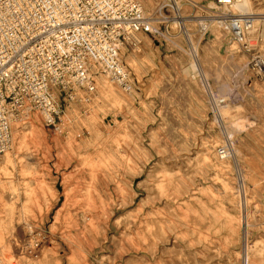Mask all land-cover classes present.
<instances>
[{"label":"rangeland","instance_id":"obj_1","mask_svg":"<svg viewBox=\"0 0 264 264\" xmlns=\"http://www.w3.org/2000/svg\"><path fill=\"white\" fill-rule=\"evenodd\" d=\"M195 1H182L194 27L165 9L167 33L122 51L131 92L98 74L90 100L63 104L58 129L37 110L12 122L0 158L12 172L0 171L3 255L22 253L24 264H246L249 247V264H264V76L231 52L222 28L201 36L211 0ZM193 56L207 85L184 70ZM29 225L48 236L38 255L28 252Z\"/></svg>","mask_w":264,"mask_h":264},{"label":"built area","instance_id":"obj_2","mask_svg":"<svg viewBox=\"0 0 264 264\" xmlns=\"http://www.w3.org/2000/svg\"><path fill=\"white\" fill-rule=\"evenodd\" d=\"M261 1L212 0L215 5L205 7L209 12L197 24L205 35L211 22L218 23L250 57L252 70L264 76V36L253 33L254 23L264 20L257 11ZM165 9L181 26L186 17L176 0H166L154 14L139 0H0V157L11 147V122L18 113L37 110L45 126L58 129L63 104L80 91L95 92L100 73L131 92L134 80L122 49L138 48V34L167 33ZM218 153L226 156L227 147L219 146ZM28 232V252L38 255L48 236L32 225ZM22 256L0 253V264H24Z\"/></svg>","mask_w":264,"mask_h":264},{"label":"bare ground","instance_id":"obj_3","mask_svg":"<svg viewBox=\"0 0 264 264\" xmlns=\"http://www.w3.org/2000/svg\"><path fill=\"white\" fill-rule=\"evenodd\" d=\"M140 1V0H139ZM155 2H154V4H153V6L152 7H149V8H147V7H145L144 5H143V3L141 2V4L143 5V7H144V9H145V11L147 12V13H149V11H151L149 14H154V13H157L156 12V9H158L159 8V6H161L163 3H165L166 2V0H154ZM177 2H178V5H179V7L181 8V9H183L184 8V11L182 10V16H184L183 15V13L184 12H186V8L188 7V5L189 4H191V3H194V2H196L195 0H186V1H188L189 2V4H181L180 2L182 1V0H176ZM215 5V3L214 2H212V0L208 3V5H207V7H212V6H214ZM255 4H253L251 7H249L248 9H250L251 8V10H253L256 6H254ZM153 10V11H152ZM198 12V11H197ZM258 12H264V10H259ZM195 16H197V15H195ZM202 20V19H201ZM185 22H186V24H185ZM175 23L177 24L178 22L177 21H175ZM182 23H184V25H187V26H191V27H194L195 26V22L194 21H187V20H185L184 18H183V22ZM197 23L199 24V21H197ZM200 23H201V21H200ZM186 26V27H187ZM188 29V28H187ZM208 29H209V31H219V32H221L222 33V30H221V27L219 26V24L218 23H215V22H211L209 25H208ZM226 33V32H225ZM253 33L254 34H261V35H263L264 36V20H260V19H258L255 23H254V28H253ZM143 35H145V34H138L137 36H136V38H137V40L136 41H138V42H142V36ZM204 35V33L202 32V34H201V36H203ZM227 35V34H226ZM228 36V35H227ZM195 43L193 42V45H194ZM196 45V44H195ZM229 46L232 48V50H231V52L234 50V51H236V52H238L239 50H237L236 48H235V46L231 43L230 44V42H229ZM139 47V46H138ZM193 47H196V46H193ZM125 49V47H123V49H122V51ZM233 51V52H234ZM231 54V53H230ZM230 54H227L225 57H226V59L223 61V62H225V63H228V62H230L229 61V59H230ZM194 55V54H193ZM223 64V63H222ZM193 66H195V72L193 71ZM222 66V65H221ZM184 70H188V72H189V75L192 77V78H199L201 81H202V83H203V80H204V78H206L205 77V74L203 73V68H202V64H201V62L199 63V58H198V61H197V58H195V56H193V58L188 62V64H187V66L185 67V69ZM100 76H103V77H105L108 81H110L111 83L112 82H115V83H117L116 81H114L108 74H105V73H100L99 74ZM112 84H114V83H112ZM118 84V83H117ZM204 85H207L206 84V82H205V80H204V83H203ZM119 85V84H118ZM116 86V85H115ZM119 87H121V89L122 90H124V91H127V90H125L122 86H120L119 85ZM90 93H86V92H83V91H80V92H78L77 94H76V97L73 99V100H70L69 102H68V105H67V107L70 105V103L71 102H73V101H76V100H80V101H82V99H85V100H90ZM223 108H221L220 110H222ZM30 111V110H29ZM29 111H25V112H22V113H18V114H16L15 115V117L13 118V120H12V122L13 121H18V120H23L24 119V113H27V112H29ZM220 113H221V111H220ZM63 115H64V113H63ZM222 119V118H221ZM12 122H11V133H12ZM21 141H23V140H21ZM12 143H13V139H12ZM12 143H11V147H12ZM25 144V143H24ZM22 146V145H21ZM11 147L9 148V149H11ZM8 149V150H9ZM7 150V151H8ZM6 151V152H7ZM5 152V153H6ZM217 152H218V150H217ZM4 153V154H5ZM3 154V155H4ZM218 155H219V153H218ZM220 157H222V158H225L226 156H221V155H219ZM1 158V157H0ZM11 163H12V161H11ZM8 170V169H7ZM7 170H5V169H3L2 171H1V173H3L4 175L5 174H8V175H12L11 173H9V172H7ZM0 173V174H1ZM8 183H9V187L12 189V193H13V195H15V191H16V188H17V185L15 184V182H14V180L13 179H9V181H8ZM5 187V186H4ZM0 197H1V195H0ZM15 197V196H14ZM249 247H247V263L246 264H249V258H250V256H249ZM1 253V252H0ZM2 254V253H1ZM22 260L25 262V257H24V255L22 256Z\"/></svg>","mask_w":264,"mask_h":264},{"label":"crops","instance_id":"obj_4","mask_svg":"<svg viewBox=\"0 0 264 264\" xmlns=\"http://www.w3.org/2000/svg\"><path fill=\"white\" fill-rule=\"evenodd\" d=\"M225 56H226V55H225ZM225 56L221 55L220 60H221V61H224V60L226 59Z\"/></svg>","mask_w":264,"mask_h":264}]
</instances>
